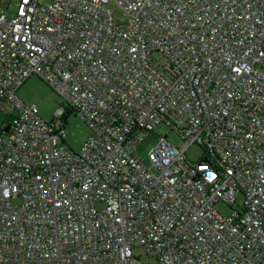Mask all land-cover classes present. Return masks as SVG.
I'll return each mask as SVG.
<instances>
[{
  "label": "built area",
  "instance_id": "built-area-1",
  "mask_svg": "<svg viewBox=\"0 0 264 264\" xmlns=\"http://www.w3.org/2000/svg\"><path fill=\"white\" fill-rule=\"evenodd\" d=\"M33 76L66 102L50 122L17 95ZM0 111V264H264V0H18ZM159 125L181 144L146 164Z\"/></svg>",
  "mask_w": 264,
  "mask_h": 264
},
{
  "label": "rangeland",
  "instance_id": "rangeland-1",
  "mask_svg": "<svg viewBox=\"0 0 264 264\" xmlns=\"http://www.w3.org/2000/svg\"><path fill=\"white\" fill-rule=\"evenodd\" d=\"M17 3L18 0H0V13H5L9 17L13 16L15 14ZM112 9L114 11L116 22L119 24L123 23L124 17L122 12L116 7H113ZM17 95L26 104L37 105L40 116L48 122L53 119L54 112H56L61 105H66V102L62 97L55 93L48 85L36 76L26 80L25 83L18 89ZM10 119L11 117L8 113L0 111V127L9 122ZM65 132L66 144L76 152L81 149L83 144L91 135L90 128L76 114H73L67 119ZM155 134L167 136L168 140L174 144H181L179 137L172 133L168 127L165 125L157 126L154 133L150 134L136 150L137 154L146 162V164H148V152L151 150L156 141ZM202 153L203 151L200 147L192 146L187 150L186 156L189 160L197 162L202 157ZM102 207L103 205L98 204V209H101ZM217 207L224 215H229L231 213L230 208L223 203H219ZM134 253L139 255L143 262H149V259L143 249L134 250Z\"/></svg>",
  "mask_w": 264,
  "mask_h": 264
},
{
  "label": "trees",
  "instance_id": "trees-1",
  "mask_svg": "<svg viewBox=\"0 0 264 264\" xmlns=\"http://www.w3.org/2000/svg\"><path fill=\"white\" fill-rule=\"evenodd\" d=\"M41 80V79H40ZM42 81V80H41ZM43 82V81H42ZM46 84V83H45ZM47 85V84H46ZM73 114H75L74 112H72L71 110H68L66 112V114L63 117V120H67L69 117H71Z\"/></svg>",
  "mask_w": 264,
  "mask_h": 264
}]
</instances>
